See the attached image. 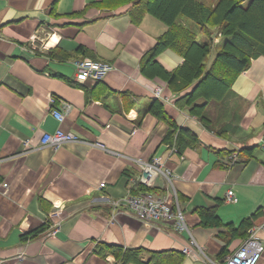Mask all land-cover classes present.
<instances>
[{
	"label": "crops",
	"instance_id": "obj_1",
	"mask_svg": "<svg viewBox=\"0 0 264 264\" xmlns=\"http://www.w3.org/2000/svg\"><path fill=\"white\" fill-rule=\"evenodd\" d=\"M101 1L0 0V184H9L7 194L0 189V264H117L107 245L141 250V263L130 264L160 252L183 255L182 264H222L246 240L245 220L261 209L254 225L264 223V57L251 60L226 103L208 104L212 121L203 124L176 106L198 82L178 92L142 72L165 24L149 15L135 24L131 6L111 10ZM84 58L113 70L80 83L74 60ZM156 60L168 72L184 62L172 50ZM156 100L172 124L150 113ZM59 129L80 140L41 147ZM153 157L171 182L161 175L157 189L142 190L134 182ZM152 190L170 199L189 231L112 205ZM48 220L55 234H39ZM257 236L264 243V230Z\"/></svg>",
	"mask_w": 264,
	"mask_h": 264
},
{
	"label": "trees",
	"instance_id": "obj_2",
	"mask_svg": "<svg viewBox=\"0 0 264 264\" xmlns=\"http://www.w3.org/2000/svg\"><path fill=\"white\" fill-rule=\"evenodd\" d=\"M248 1L218 0L215 5H208L200 0H102L98 5L111 10L131 6L130 16L135 24L142 23L147 15L165 24L167 29L158 37L156 47L145 57L142 72L149 78L163 79L172 89L176 86L187 89L198 82L194 91L180 98L176 105L181 110L188 108L191 116L207 124L208 117L203 111L208 104L226 99L234 82L250 67L251 60L264 57V32L257 33L254 29L255 23L263 21L264 0ZM261 14L263 16L260 17ZM181 17L195 23L205 41H200L199 34L192 28L181 24ZM214 30L222 34V40L216 58L208 68L210 34ZM168 49L184 58L183 65L173 72L162 67L159 69L155 62L157 56ZM200 100L206 103L199 104ZM150 113L171 123L164 106L157 100L150 107ZM139 187L146 190L144 186ZM261 211L245 220V227L250 229ZM45 229L40 228L38 233H44ZM105 248L115 257L117 264L141 263V250L108 245ZM182 260L183 255L177 252H160L151 254L148 264H182Z\"/></svg>",
	"mask_w": 264,
	"mask_h": 264
},
{
	"label": "built area",
	"instance_id": "obj_3",
	"mask_svg": "<svg viewBox=\"0 0 264 264\" xmlns=\"http://www.w3.org/2000/svg\"><path fill=\"white\" fill-rule=\"evenodd\" d=\"M75 74L74 79L80 83H99L102 82L108 73V64H103L92 59H83L74 61ZM156 96L160 97V90L156 91ZM52 103L55 102L54 98H50ZM54 118L62 123L65 115L61 111H52ZM135 132V131H134ZM80 138L73 133H66L61 129L57 130L54 134H45L41 139V147L59 148L61 146L68 145L70 143L78 142ZM26 147L29 146V140L24 142ZM261 145L264 148V138L261 139ZM34 148L27 149L26 152H30ZM142 176L134 182L136 185H142L145 188H156L155 184L157 179L163 175L167 177L171 182L170 177L172 174L163 171V163L160 157H153L150 161L141 163ZM7 183L0 184L1 188H8ZM105 183L100 185L103 188ZM7 194V191H4ZM226 200L229 202H235L236 198L233 193L227 194ZM115 210L119 208L123 212L147 223H171L177 222L178 226L182 230H187L184 224L183 216L178 210H174V206L170 199L164 196H159L151 192L139 191L137 194H128L122 199L116 200L112 203ZM55 216V215H54ZM58 216V215H57ZM47 222H45L46 224ZM44 224V225H45ZM264 230V224L258 229H251L247 239L241 244L234 253L227 256L222 264H258L263 257L264 243L256 235L257 230ZM189 231V229L187 230ZM196 245V242H192ZM202 251V250H201ZM183 254L186 256L192 255V250L185 247Z\"/></svg>",
	"mask_w": 264,
	"mask_h": 264
},
{
	"label": "rangeland",
	"instance_id": "obj_4",
	"mask_svg": "<svg viewBox=\"0 0 264 264\" xmlns=\"http://www.w3.org/2000/svg\"><path fill=\"white\" fill-rule=\"evenodd\" d=\"M200 1H202V2H204V3H206V4H208V5H215L216 3H217V1L218 0H200ZM250 1V0H249ZM248 1V2H249ZM263 6V5H262ZM262 6H260V9H261V7ZM261 16H263V14H261L260 15V17ZM179 18V17H178ZM159 22V21H158ZM179 22L181 23V24H185L186 26H188V27H190V28H192L196 33H198L199 34V27L195 24V23H193V22H191L190 20H188V19H186V18H183V17H181L180 19H179ZM159 25H163L162 23H158ZM254 29H255V32H259V33H261V32H264V17H263V21H260L258 24H256L255 23V26H254ZM211 36H210V43H211V55L213 54V53H217V49L219 50V46H221V45H219L220 44V41L222 40V34H219V31L218 30H214L213 31V33L212 34H210ZM212 37V38H211ZM200 41H205V38L204 37H202V35L201 34H199V38H198ZM168 50H170V49H168ZM167 51V50H166ZM174 53H176V54H178L180 57H182L179 53H177V52H175L174 50H172ZM217 55V54H216ZM183 58V57H182ZM210 58V57H209ZM216 58V57H215ZM85 59V58H84ZM87 59H90V58H87ZM157 59V58H156ZM184 59V58H183ZM75 60H83V59H75ZM74 60V61H75ZM155 62H157V67L160 69V67H162V69L164 70V67L156 60ZM103 64H108V63H105V62H102ZM184 63V62H183ZM183 65V64H182ZM108 66H110V69L108 68L107 70H108V73H107V75L113 70V66L111 65V64H108ZM179 67H181V66H179ZM186 72V71H185ZM106 75V76H107ZM146 76V75H145ZM148 77V76H147ZM156 79V78H155ZM163 80V79H162ZM189 80H191V78L189 79ZM183 87V86H182ZM180 88V86H176L175 87V90H177L178 92H180V91H183V90H186V88ZM190 88V87H189ZM229 95H230V93L227 95V97H226V99H224L223 101H217L218 103H226L227 101H228V99H229ZM177 106V105H176ZM178 107V106H177ZM179 108V107H178ZM180 109V108H179ZM181 110V109H180ZM203 113L205 114V116L206 117H208V120L210 119V117H209V115H208V113H207V109L205 108L204 109V111H203ZM188 114H189V112H188ZM190 115V114H189ZM191 116V115H190ZM194 117V116H193ZM211 120V119H210ZM212 121V120H211ZM261 151V150H260ZM262 152H263V150H262ZM1 184H3V183H1ZM151 193H154V191L153 192H151ZM156 194V193H155ZM177 210V209H176ZM53 215H55V216H57L58 215V218H60V216L62 215V210H60L59 208L57 209V211H54V214ZM49 222H51L50 220H48L47 221V223L44 225H42L40 228H43V227H45L46 229H45V231H44V233H46V234H48V235H54L55 234V228H53V227H51L50 226V223ZM264 224V223H263ZM261 225V224H260ZM260 225H253L250 229H249V231L251 230V229H258V228H260ZM187 230H188V228H187ZM248 235H249V232H248ZM256 235H257V232H256ZM31 236H33V235H31ZM30 236V237H31ZM248 237V236H247ZM259 238V237H258ZM247 239V238H246ZM192 242H194V239L192 238ZM191 242V244L193 245V243ZM240 248V247H239Z\"/></svg>",
	"mask_w": 264,
	"mask_h": 264
},
{
	"label": "bare ground",
	"instance_id": "obj_5",
	"mask_svg": "<svg viewBox=\"0 0 264 264\" xmlns=\"http://www.w3.org/2000/svg\"><path fill=\"white\" fill-rule=\"evenodd\" d=\"M8 187H9V185H8ZM8 190V188H4V191H7Z\"/></svg>",
	"mask_w": 264,
	"mask_h": 264
}]
</instances>
